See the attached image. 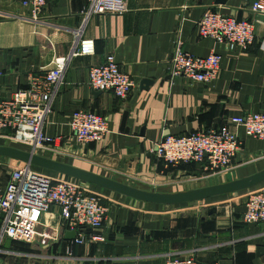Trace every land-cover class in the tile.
<instances>
[{
	"label": "crops",
	"instance_id": "0c3cea01",
	"mask_svg": "<svg viewBox=\"0 0 264 264\" xmlns=\"http://www.w3.org/2000/svg\"><path fill=\"white\" fill-rule=\"evenodd\" d=\"M124 2V14L96 15L86 21L81 36L94 40L95 52L68 63L64 85L43 130L44 136L58 140L36 154L163 194L224 184L263 171L264 142L246 136L230 120L264 112V13L251 11L253 0ZM88 7L89 0H46L34 22L30 10L16 0H0V99L10 100L26 91L31 78L43 75L55 67L57 59L68 55ZM207 12L250 22L255 36L252 46L230 47L201 37L197 23ZM176 46L196 58L220 55L218 77L209 83L171 78L169 60ZM107 55L114 56L135 84L125 99L88 85L90 68L102 65ZM78 110L107 120L108 133L101 141L80 144L74 139L69 123ZM226 125L241 141L226 171L210 173L195 164L170 167L150 154L161 136ZM104 196L107 214L96 233L104 242L89 241L92 232L87 230L83 243L77 244V232L74 238L68 237L74 231L62 226L58 208L51 207L42 217L36 240L22 243V249L5 248L6 242H13L5 240L0 262L163 264L194 257L202 264H264V223H244L245 191L171 206L147 204L106 190Z\"/></svg>",
	"mask_w": 264,
	"mask_h": 264
},
{
	"label": "built area",
	"instance_id": "2783aa9c",
	"mask_svg": "<svg viewBox=\"0 0 264 264\" xmlns=\"http://www.w3.org/2000/svg\"><path fill=\"white\" fill-rule=\"evenodd\" d=\"M16 1L30 10L34 22L38 21L46 4V0ZM250 9L263 14L264 0H253ZM126 11L124 0H89L83 23L75 32V41L68 55L57 59L55 67L43 75L31 78L26 91L17 92L10 100L0 99L1 142L18 144L22 150L35 154L46 146H55L58 139L44 136L43 130L59 89L64 85L67 65L73 58L92 56L95 52L94 40L81 36L86 21L92 16L124 14ZM197 26L201 37L212 38L230 47L247 49L254 43L253 25L245 20L207 12ZM220 63L218 54L196 58L176 46L169 60V75L174 79L183 77L193 83H209L218 77ZM88 85L94 91L111 92L118 99H125L135 88L113 55H107L102 65L90 68ZM230 123L242 128L246 136L264 142V112L237 116ZM69 127L80 144L99 142L108 133L105 118L83 110L72 114ZM240 145L237 135L226 125L218 130L183 136H161L150 154L166 166L195 164L215 173L230 168ZM13 162L12 167L4 172L0 169V253L5 240L32 244L39 236L43 215L51 207L58 208L63 227L77 232V244L83 243L87 230L92 232L89 241L104 242V238L96 234L107 214L104 190L66 177L57 179L53 176L55 173ZM244 207V223H264V186L245 191ZM163 264L202 263L188 257L169 259Z\"/></svg>",
	"mask_w": 264,
	"mask_h": 264
},
{
	"label": "water",
	"instance_id": "95a60500",
	"mask_svg": "<svg viewBox=\"0 0 264 264\" xmlns=\"http://www.w3.org/2000/svg\"><path fill=\"white\" fill-rule=\"evenodd\" d=\"M144 84L149 85L150 83L149 81H146ZM0 159H8L19 163H25L44 171L81 181L99 189L110 191L112 193L119 194L139 202L153 205L171 206L202 202L210 198L246 191L264 183L263 170L247 178L227 182L224 184L173 194H163L144 191L127 186L92 172H88L62 162L54 161L13 146L0 145ZM68 237L74 238L75 232H71Z\"/></svg>",
	"mask_w": 264,
	"mask_h": 264
},
{
	"label": "rangeland",
	"instance_id": "374dc122",
	"mask_svg": "<svg viewBox=\"0 0 264 264\" xmlns=\"http://www.w3.org/2000/svg\"><path fill=\"white\" fill-rule=\"evenodd\" d=\"M0 145H6V146H14L12 143L11 144H9V143H7V142H0ZM18 147V146H17ZM14 162L13 161H8V160H5V159H0V169L4 172L5 170H7L8 168H10V167H12V164H13ZM55 178H62V177H58L57 176V174H55V175H53ZM5 248H13V249H15V248H20V249H22L23 248V244L22 243H20L19 245L18 244H16V243H14V242H6L5 243V246H4Z\"/></svg>",
	"mask_w": 264,
	"mask_h": 264
},
{
	"label": "trees",
	"instance_id": "16d2710c",
	"mask_svg": "<svg viewBox=\"0 0 264 264\" xmlns=\"http://www.w3.org/2000/svg\"><path fill=\"white\" fill-rule=\"evenodd\" d=\"M34 169H37V170H41V169H38V168H35V167H33ZM67 178V177H66Z\"/></svg>",
	"mask_w": 264,
	"mask_h": 264
}]
</instances>
